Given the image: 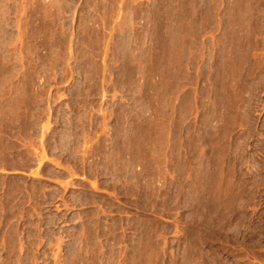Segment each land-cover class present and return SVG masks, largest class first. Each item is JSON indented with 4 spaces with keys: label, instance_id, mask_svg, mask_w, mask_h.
<instances>
[{
    "label": "rangeland",
    "instance_id": "374dc122",
    "mask_svg": "<svg viewBox=\"0 0 264 264\" xmlns=\"http://www.w3.org/2000/svg\"><path fill=\"white\" fill-rule=\"evenodd\" d=\"M0 264H264V0H0Z\"/></svg>",
    "mask_w": 264,
    "mask_h": 264
},
{
    "label": "bare ground",
    "instance_id": "6f19581e",
    "mask_svg": "<svg viewBox=\"0 0 264 264\" xmlns=\"http://www.w3.org/2000/svg\"><path fill=\"white\" fill-rule=\"evenodd\" d=\"M258 25V24H257ZM261 26V25H260ZM254 41H256V40H254ZM262 43V42H261ZM256 46V45H255ZM259 46V45H258ZM257 47V46H256Z\"/></svg>",
    "mask_w": 264,
    "mask_h": 264
}]
</instances>
